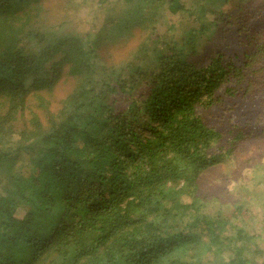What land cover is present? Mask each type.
Listing matches in <instances>:
<instances>
[{
    "label": "trees",
    "instance_id": "trees-1",
    "mask_svg": "<svg viewBox=\"0 0 264 264\" xmlns=\"http://www.w3.org/2000/svg\"><path fill=\"white\" fill-rule=\"evenodd\" d=\"M123 1L76 30L73 0H0V264H264L247 245L254 235L237 227L223 236L227 220L202 211L191 187L244 136L219 146L222 134L198 109L215 105L221 90L245 97L264 87V32L249 21L260 13L245 0L249 10L234 18L233 36L255 47L237 64L213 46L214 32L228 30L227 9ZM58 5L68 15L48 22ZM167 15L193 24L166 40L158 33ZM180 23L167 22L165 33ZM67 81L71 90L51 111L43 93Z\"/></svg>",
    "mask_w": 264,
    "mask_h": 264
},
{
    "label": "rangeland",
    "instance_id": "rangeland-1",
    "mask_svg": "<svg viewBox=\"0 0 264 264\" xmlns=\"http://www.w3.org/2000/svg\"><path fill=\"white\" fill-rule=\"evenodd\" d=\"M59 0H46L48 5H56ZM77 1L70 2L68 11L69 18L73 22H80L75 27L76 30H84L87 23L93 20L97 24L101 22V18L105 13H115L124 6L123 0H82L83 3L77 5ZM99 1V2H98ZM189 11L193 12V5L197 4L196 0H184ZM224 1V0H223ZM50 2V4H49ZM239 2V3H238ZM207 9H213L217 5L216 10L222 11L227 9L228 13L225 17L221 16L228 30L219 33L214 32V47L223 52L225 61H234L240 63L246 55H249L255 47L244 43L242 38H235L234 31L239 26L237 18L249 10L245 0H228L218 3L217 0L205 1ZM251 7L260 13L258 18L249 20L250 24L254 23L255 28L252 32H264V0H251ZM230 6V7H229ZM250 6V5H249ZM53 7V6H52ZM52 9V8H51ZM199 11V10H198ZM197 11V12H198ZM59 5L56 11L50 10L46 13L45 19L51 23L61 22L67 15ZM210 14H208L209 16ZM222 15V13H221ZM90 18H92L90 20ZM191 16L181 17L175 15L165 16V24L159 28L158 35L164 36L166 40H178L180 38L181 27H189L193 24ZM177 20L180 23L173 30L165 33L166 23ZM86 22L85 24H82ZM222 22V23H223ZM221 23V24H222ZM221 24H218L221 26ZM247 24V25H250ZM133 28V26H132ZM251 29V25H250ZM251 32V33H252ZM221 34H224L223 38ZM172 36V38H171ZM138 36L135 35L131 39L130 45L136 44ZM203 51L206 47L207 55L214 50L212 43L204 36L195 38ZM210 44V45H209ZM199 48V52H200ZM232 87L233 83L228 84ZM72 83L69 81L58 84L50 95L43 93L44 103L51 111H55L60 106V100L71 90ZM264 87L262 91H255L251 96H242L237 93L236 96H228L217 92L218 101L211 108H199L198 113L203 117L205 122L210 126L217 128L222 134L219 146L228 147L232 145L231 139L237 132L244 133L237 140L234 139L233 154L224 163L216 165L206 171L199 173L195 177L192 191L194 195L204 203L201 210L213 214L219 211L221 217L227 220L230 227L223 231V236L234 235L237 227H242L246 233L254 235L252 241L247 242L250 249H258L260 255V263H264ZM29 105L39 113L43 119L46 109L38 107V100L35 97L29 98ZM47 107V109H48ZM29 111L24 109L20 119H28ZM189 202L190 197H184ZM244 204L241 213L234 211L230 205ZM240 242H238L239 244ZM232 249L223 250V256H227ZM210 257H213L211 255ZM211 263V262H209ZM211 264H215L214 262Z\"/></svg>",
    "mask_w": 264,
    "mask_h": 264
}]
</instances>
